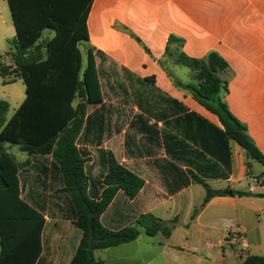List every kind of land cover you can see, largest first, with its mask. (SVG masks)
Instances as JSON below:
<instances>
[{
    "label": "crops",
    "instance_id": "1",
    "mask_svg": "<svg viewBox=\"0 0 264 264\" xmlns=\"http://www.w3.org/2000/svg\"><path fill=\"white\" fill-rule=\"evenodd\" d=\"M87 27L84 45L93 50L103 102L89 105L86 116L105 106L110 124H99L79 145L88 153L85 170L90 180L104 173L103 150L144 181L134 199L119 191L101 222L118 231L145 214L176 221L169 238L149 237L141 230L136 241L97 250L102 252L97 258L95 251V257L105 264H229L237 258L241 264L248 255L264 256V165L219 137V118L174 82L190 83L192 72L166 54L176 47L174 36L183 40L182 52L192 59L216 52L227 62L232 77L224 101L264 155V0H94ZM30 160L28 170L20 172L24 193L44 210L46 228L50 221L55 228L61 222L73 226L58 259L70 264L82 232L51 175L40 189L28 186L30 173L41 182ZM195 178L222 195L204 205L206 189ZM52 193L56 202L48 200ZM51 207L55 213L49 214ZM46 228L41 264L50 260ZM207 232L217 241L207 245L212 241L205 240L211 252L206 254L200 243Z\"/></svg>",
    "mask_w": 264,
    "mask_h": 264
},
{
    "label": "trees",
    "instance_id": "2",
    "mask_svg": "<svg viewBox=\"0 0 264 264\" xmlns=\"http://www.w3.org/2000/svg\"><path fill=\"white\" fill-rule=\"evenodd\" d=\"M93 1L7 0L17 37L11 42L15 49L9 54L12 65H4L0 56V75L22 78L26 98L10 120L6 117L9 104L0 100V264H41L43 258L45 212L33 203V197L24 195L20 179L30 159L37 164L42 185L49 175L54 184H60L59 194L68 204L75 227L82 232L70 264H105L95 257V251L134 242L141 230L149 237L160 234L169 238L175 227L176 221L167 222L152 214L141 215L135 225L118 231L101 222L119 191L134 199L144 181L121 165L112 152L103 150L99 155L104 159V173L90 180L85 170L88 153L79 145L97 132L99 124H110L103 114L105 106L101 113L86 116L89 105L103 102L92 49H88L89 64L81 75L79 45L89 40L87 20ZM46 30L54 31V36L42 40ZM171 41L176 47L167 50L168 58L192 72L190 83L174 79L176 86L219 118L223 131L216 132L225 143H237L250 160L264 165V155L246 126L224 101L232 77L227 62L216 52L192 59L182 52V39L172 36ZM8 146H17L29 160L19 162ZM195 182L206 189L204 205L223 193L197 178ZM233 195L249 194L233 191ZM241 264H264V256L248 255Z\"/></svg>",
    "mask_w": 264,
    "mask_h": 264
},
{
    "label": "rangeland",
    "instance_id": "3",
    "mask_svg": "<svg viewBox=\"0 0 264 264\" xmlns=\"http://www.w3.org/2000/svg\"><path fill=\"white\" fill-rule=\"evenodd\" d=\"M52 32L54 31L46 30L42 40L53 37L54 33ZM16 37H17V33L14 26V21L9 4L7 0H0V56H2L1 61L6 66L12 65L9 54L15 51L14 47L11 45V42L12 40L16 39ZM79 48L82 53L81 75H83L84 71L86 70L89 64V51L88 48L84 45V43H80ZM25 98H26V86L22 78L15 77L13 75H9L6 78H3L0 75V100L6 101L9 104L7 120H9L15 114V112L19 109ZM10 150L12 154L16 157V159L17 158L20 159V162H26V160H28V156L25 153L20 152L17 147L12 146L10 147ZM28 168L29 166L25 167V170H28ZM26 175L27 174H24V176ZM35 175L36 174H31V173L28 174L27 176H29L30 178L29 177L26 178V181H28L27 183L29 187L31 186L32 188L40 189L41 182L37 180V177ZM54 196L55 194L52 193V195L48 197V200L50 202L52 200L56 202V196L55 197ZM50 209L51 210L49 214L52 212L55 213V210L52 207ZM49 214L48 217L50 218ZM72 231H73V226L68 223L61 222L58 228L54 227L52 221L48 223L45 232V244L49 255L48 257L50 259L49 264H59L58 259L60 258V254L61 252H63L65 247L67 248V244H68V242L63 241V238L66 235L67 237L72 238L73 236ZM78 232L80 231L78 230ZM202 236L203 238H201L202 241L200 245L205 247L207 254V252L210 251L206 248L207 246L204 243L205 240L210 239L212 241L210 244L206 243L207 245H215L217 240L215 239L213 232H207ZM67 250L68 252H72L73 249L70 246H68ZM100 252L102 251H97V258H100L99 255ZM221 261L222 258L220 257L218 263H220ZM166 263L168 264V262ZM239 263H240V258L229 261V264H239Z\"/></svg>",
    "mask_w": 264,
    "mask_h": 264
},
{
    "label": "built area",
    "instance_id": "4",
    "mask_svg": "<svg viewBox=\"0 0 264 264\" xmlns=\"http://www.w3.org/2000/svg\"><path fill=\"white\" fill-rule=\"evenodd\" d=\"M228 226L231 230H237V224L235 222H229ZM234 236L237 238L238 234L234 231Z\"/></svg>",
    "mask_w": 264,
    "mask_h": 264
},
{
    "label": "water",
    "instance_id": "5",
    "mask_svg": "<svg viewBox=\"0 0 264 264\" xmlns=\"http://www.w3.org/2000/svg\"><path fill=\"white\" fill-rule=\"evenodd\" d=\"M228 194H229V195H232V192H231V191H229V192H228Z\"/></svg>",
    "mask_w": 264,
    "mask_h": 264
}]
</instances>
